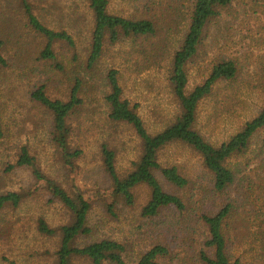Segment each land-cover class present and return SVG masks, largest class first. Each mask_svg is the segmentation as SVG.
<instances>
[{"label": "trees", "instance_id": "1", "mask_svg": "<svg viewBox=\"0 0 264 264\" xmlns=\"http://www.w3.org/2000/svg\"><path fill=\"white\" fill-rule=\"evenodd\" d=\"M72 1L69 15L76 24L83 16L81 4L91 17L83 55L73 33L41 18L39 4L54 5V0L10 1L11 8L21 12L27 31L10 16L9 6L0 16V186L8 183L5 173L24 168L31 172L34 187L31 192L0 190V237L8 241L30 231L35 217V232L50 241L38 253L47 264H172L175 259L181 264H264V82L245 79L243 64L228 55L211 58L198 81L191 69L208 47L213 25L232 15L234 0H188L187 6H172L183 21L171 22V14L162 20L169 30L152 60L163 51L160 77L175 99V108L156 127L147 122L142 102L127 88V81L138 76L118 66L133 58L141 64L133 46L161 33L154 15L135 16L116 7L132 0ZM240 3L264 6V0ZM124 43L130 46L125 57L113 58L103 69L107 50ZM35 62L50 63L62 75L36 73ZM57 78L64 88L54 97L49 84ZM30 83L38 87L29 99L5 105L4 88L24 90ZM99 90L103 94L97 101L91 95ZM220 96L226 101L218 100ZM25 104L43 108L51 118L47 139L54 148L53 158L37 157L23 142V123L28 118L22 116L32 115ZM101 111L111 124L131 128L139 140L138 155L120 171L115 148L100 142L109 184L87 186L80 181L78 164L85 155L88 131L82 126L99 124ZM34 115L30 121H39L40 115ZM213 118L218 133L208 134ZM184 144L199 156L212 178L208 191L193 192L188 169L167 158L172 145ZM48 162L59 165L65 177L55 176ZM29 197L35 204L50 200L61 218L34 216L30 210L24 216ZM143 227L155 231L158 240L146 250L133 251L130 231L140 234ZM21 255L6 252L0 259L3 264H24Z\"/></svg>", "mask_w": 264, "mask_h": 264}, {"label": "rangeland", "instance_id": "2", "mask_svg": "<svg viewBox=\"0 0 264 264\" xmlns=\"http://www.w3.org/2000/svg\"><path fill=\"white\" fill-rule=\"evenodd\" d=\"M10 1L12 0H0V16L7 10V6H9L10 16L15 17L18 25L22 29H25L21 21V12L18 9L16 10L15 6L11 8ZM240 1L241 0H234V6L231 8L232 15H225L213 25L211 33L206 40L208 44L207 49L201 52L199 57L191 65L194 81L203 78L205 66L211 58L217 55H228L238 58L243 64L245 79H251L255 83H260V80L264 82V6H244ZM187 2L188 0H132L129 4L118 2V6H116L118 8H123L126 13L135 16L152 14L160 26L161 33L159 35L150 40L138 41V43L133 46L134 52L141 60L140 65L136 63V58L118 63V66L126 73H133L138 76V78H131L127 81V88L142 102L143 114L152 127L159 126L161 124L160 121L167 119V116H170L175 108V99L170 90L166 88L163 78L160 77L161 67H159L158 62L164 63L163 60L165 55L163 51L159 58L152 60L155 48L165 39L163 33L166 34L169 30L166 29L167 27L163 24L164 22H162V20L165 19L166 15L171 14V16H173L171 22L183 21L184 18L175 16L178 11L172 8V6L184 7L187 6ZM73 4L72 0H54V5H43V3H40L41 18L54 28H65L73 33L78 42L79 53L83 55L84 47L88 42H86V40L90 35L88 20L91 17L88 13V7L81 4L80 8L83 12V16L79 20L80 23L76 24L74 18L69 15L70 10L68 9L73 8ZM25 31L27 30L25 29ZM34 45H36L35 42ZM129 49L130 46L124 43L119 47H112L107 50L101 62V65H103L102 68L105 69V66L111 65L110 63L115 57H125L126 51ZM20 53L21 52L18 54ZM85 70H87V73L90 75V69ZM39 71L48 74H50L49 72L60 73V71L52 67L50 63H44V65H42L40 62H35V72L38 73ZM98 72L102 76L103 73L101 68H99ZM43 73L41 76L45 79ZM61 75L60 73V76ZM41 83L42 82L39 81L37 85ZM35 85V83H30L24 90L21 87L17 91L14 90L12 86L11 88L13 90L4 88L3 95L5 94V105L12 102L19 104L21 99H29L32 89L34 88L35 90L38 87H35ZM49 85L52 96H60L59 94L64 88V82L57 78L52 80ZM245 85L246 83L242 86ZM101 94H103V92L99 90L91 96L98 101ZM248 94L250 95V92H248ZM222 99V96L218 98V100L226 101ZM249 99L252 101L251 97ZM93 106V104L90 105V107ZM25 109L31 110L32 115L25 113V116H22L23 120L28 118V120L23 123V127L25 128V137L22 139L23 142L30 145L33 153L37 157L44 159L53 158L54 148L47 139L51 133V118L47 117L46 111L43 108L40 110L34 109L33 105L25 104ZM159 110H162V112L157 113ZM33 112L35 113L34 117L40 115L39 121H30ZM166 113L167 115L165 116ZM231 116L233 117L232 119H234L235 113ZM98 117L99 119H96V122L98 120L99 124L94 126H82V128H87L88 131L84 132L83 149H85V155L78 161V164L80 165L81 171L80 181L83 185L87 186L109 184V178L103 169V161L99 149L100 142L107 141L115 148L118 154V166L120 171L127 169L131 160L138 155L139 140L136 138L131 128H127L126 126L119 127V125L111 124L103 111L99 112ZM212 121L210 126L207 125L208 134L218 133L214 129L216 119L213 118ZM26 127L35 129L29 130ZM168 152L170 154L167 158H169L171 162L175 161L178 165L182 164L188 169L191 179L193 180L192 183H195V185L192 186L193 192L200 189L208 191V189L213 186L212 178L208 177L206 173L207 170L202 164L201 159L191 148L185 144L172 145ZM46 166L51 172L54 171L52 173L55 174V176L56 174H60L62 178L65 177L59 165L48 162ZM5 175L8 179V183L6 185L4 182L6 186H0V190L14 188L24 192H31V190L34 189L31 185V179H33L31 172L27 169L17 168L13 172L5 173ZM188 191L191 193L190 190ZM139 193L144 196L142 190H139ZM209 195V198H212L211 195H213V192H209ZM30 198L31 197H29L24 205L26 209L22 212L24 216L26 215L25 213L30 210L34 213V216L42 213V215L49 216L52 220H59L61 218L59 208L52 204L50 200L46 203L35 204L30 202ZM47 198L48 196H46V199ZM17 218L18 217L15 219ZM34 219L31 223L30 231L26 230L24 234L19 235L18 233L14 235L8 240L10 242L0 237V256L6 252L11 254V256H15V254L21 255L20 253L24 252L21 255L24 264H47L46 260L39 257L38 253L44 249L43 246H48L50 241L45 238V236H41L35 232ZM136 232L130 231V237H132L133 240L132 242L130 241V248L133 251L141 252L146 250L158 240L157 233L155 231L151 232L149 228H144L140 234L134 235ZM0 235H2L1 232ZM0 264H3L1 259ZM172 264L181 263L175 259Z\"/></svg>", "mask_w": 264, "mask_h": 264}]
</instances>
